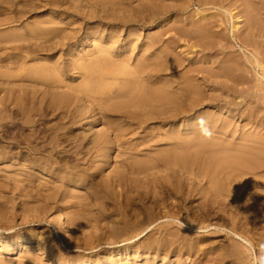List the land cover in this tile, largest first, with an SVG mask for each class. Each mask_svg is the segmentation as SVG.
<instances>
[{
    "label": "rangeland",
    "instance_id": "obj_1",
    "mask_svg": "<svg viewBox=\"0 0 264 264\" xmlns=\"http://www.w3.org/2000/svg\"><path fill=\"white\" fill-rule=\"evenodd\" d=\"M111 1L116 6H112ZM180 1L182 0H166L165 3L173 13L168 14L166 20L157 19L156 24L146 26L150 21L147 16L148 9L143 8L138 0H0V34H4L0 37V95L5 93L3 89L9 86L8 82L18 78L16 75L30 73L32 67L38 68L42 65L64 66H60L61 72L54 75L56 78L62 77L63 80L54 85H73L82 81L76 67L64 65V56L59 59L65 53L62 46L52 49L50 53L40 48L43 45L41 40L34 38L40 36L38 39L49 40L57 33L52 31L49 34L45 30H37L39 34L33 33L31 29L57 27L63 31H72V37L87 30L92 33V28L94 31L98 29L96 32L101 33L96 34L99 44L89 34L82 44L77 45L75 58L71 56L68 59L99 57L98 52L101 50L105 54L112 53L117 61L136 59L142 54H152L154 59L163 54L177 55L180 59L179 66L162 73L187 68H195L205 74L211 73L219 78L217 90L210 92L212 88L207 87L206 96L207 93H224L223 96L229 100L236 97L234 102L238 103V114L231 117L221 114L222 117L229 118L230 123L228 129L226 128L228 131L214 136L223 145L240 143L247 149L258 148V139L243 142L241 138L245 134L250 137H264V36L259 50V57L263 60L261 68L248 60L254 57L252 46L241 47L238 38L247 37L249 34L248 23L251 19L247 7L241 14L238 28L234 29L236 20L232 19L225 8L199 5L196 0H183L193 3L185 10H179L181 6L175 4ZM262 14L264 21V10ZM210 17L217 19L211 27L225 41V46L201 43L202 40H198L202 31L199 23ZM263 21L261 26L264 28ZM29 30L33 36L27 35ZM180 30L183 34H180ZM130 37L133 42H128ZM150 38L157 40V45L146 51L144 44ZM67 45L70 47L71 42ZM30 46L40 48V51L33 52ZM78 51L80 52L77 53ZM233 61H238L242 67L238 74L244 83L239 86H235L225 77L226 67ZM125 63L129 65V62ZM199 78L206 80L205 77ZM116 82L118 81L108 84L118 86ZM105 89L113 95L108 100H118L112 90ZM96 99L99 103L106 102V99H99L98 96ZM2 106L1 104L0 107ZM204 110L214 112L215 107ZM0 125V264H80L88 258L103 261L110 256L108 253L116 256L117 250L123 251L125 247L143 242L146 237L134 235L148 226L146 232L154 230L151 239L158 237L166 229L173 234L170 237L172 242L165 244L164 249H153L155 254L164 256V252L175 247L180 249L181 246L189 252V255L183 252L166 254L165 264H175L179 257H187L189 263L192 258V263L264 264V246L259 245L262 242L258 240V236L255 238L251 235L256 240L254 246L249 245L232 230L234 227L244 229L243 226L227 217L217 205L212 204L215 206L212 207L196 191L188 198L184 197L182 191L173 193L174 188L170 187L171 182L168 183L164 175L158 177L159 186L162 188L157 187L158 191L161 190L157 195L146 193L150 191V187L156 185L150 186L151 182L144 187H139L141 184H131L128 187L130 193L123 195L110 187L105 197L97 198L112 174L109 165L97 169L101 158H95L96 154H85L86 149L82 150L84 152L75 150L78 144L74 140L85 128L77 129L73 138L69 137L65 142H60L52 151V144L46 136L49 131L44 128V124H25L22 116L17 113L0 112ZM102 127L109 126L104 123L100 126ZM161 128L160 124L149 126V130L159 131ZM211 148L221 147L209 149ZM122 149L119 146L116 151H112L110 165L130 155H143L142 152L120 153L119 150ZM70 172H76V178L65 183L66 192L60 189V203H56L49 193H52L54 187L60 186L61 175ZM245 181L247 184L243 185L240 192V199L245 205L249 199H253L251 204L248 203L250 207L258 199L264 201V177L258 174L249 175ZM186 183L188 182L182 180L183 190L187 189ZM225 204V209L237 208L235 203L227 201ZM251 221L254 222V219ZM113 222H119L116 232L112 227ZM248 228L249 225L246 229ZM258 228L261 229L259 225ZM18 234L25 235L28 240L17 245L15 237ZM126 237L132 238L123 242ZM131 254V249L121 254L122 263H125L126 255ZM161 256L155 263L161 264ZM214 257L218 258L217 261L213 260ZM143 261L140 259L139 263Z\"/></svg>",
    "mask_w": 264,
    "mask_h": 264
},
{
    "label": "bare ground",
    "instance_id": "obj_2",
    "mask_svg": "<svg viewBox=\"0 0 264 264\" xmlns=\"http://www.w3.org/2000/svg\"><path fill=\"white\" fill-rule=\"evenodd\" d=\"M138 1L141 2L143 8L148 9L147 16L150 21L146 23V26L156 24L157 19L166 20L168 14L173 13L165 3L166 0ZM190 3L193 1L187 3V1L182 0L175 5L181 6L179 10H185L190 7ZM110 4L113 6L115 3L111 1ZM196 4L225 8L232 19L236 20V23L233 24L234 29L238 28L241 14L247 7L251 19L248 23L249 34L247 37L239 36L238 38L241 47L252 46L253 48L254 57L253 59L248 58L249 62L263 68V60L262 57H259L261 54L259 50L264 36V28L261 26L264 0H196ZM215 22L217 19L210 17L199 23L202 31L198 40H202L201 43L208 42V44L215 43L219 46H225L224 40L211 27ZM37 30H45L49 34L52 31L57 33L49 40L38 39L40 36L34 38L41 40L43 45L40 48L50 53L52 49L62 46L65 53L59 59L64 56L66 61L64 65L76 67L80 72L82 81L73 85H54L63 80L62 77L56 78L54 76L57 72H61V67H64L62 64H60L61 67L58 64L54 66L42 65L38 68L32 67L30 73L16 75L18 78L13 82H8L9 86H5L3 89L5 93L0 95V105H3L0 107V112L17 113L22 116L25 124L34 125L37 122L44 124V128L49 131L46 136L52 144V151L60 142H65L69 137L73 138V135L77 134L75 133L77 129L85 128L84 132L74 140L78 144L75 146V150L80 152L86 149L87 153L85 154H96L95 158H101L98 161L97 169L109 165L108 168L111 169L110 174H112L109 176L111 179L106 180L105 188L100 190L97 198L105 197L110 187L119 191L118 193L122 192L120 195H123L130 193L128 187L131 184L133 186L141 184L139 187H144V185L149 186L151 182L150 186L156 185L150 187V191L146 193L157 195L161 193L157 187L162 188L159 186L158 177L164 175L165 180L168 183L171 182L170 187L174 188L173 193L178 194L182 191L184 197L188 198L193 191H196L211 206L212 204L217 205L227 217L244 227L241 230L234 227L232 230L236 235L243 238L251 246H254V240L258 236V240L262 242L259 245L264 246V201L258 199L250 207L248 203L251 204L253 199H249L247 205L240 199L243 185L247 184L245 181L247 176L258 174V176L264 177V137L256 135L250 137V135L245 134L244 138H241L243 142L258 139L256 142L258 148L247 149L240 143L228 144V147L223 145L218 137L214 136V134L223 135L226 133L230 123L229 118H224L221 114H228L229 117L238 114V103L234 102L236 97L229 100L228 97L223 96L224 93L222 95L207 93L206 96L207 87L212 88L210 92L217 90L218 77L211 73L198 72L195 68L162 73L179 66L180 59L174 54H163L160 57H155L156 59L151 56L152 54H142L138 55L140 57L136 59L125 60L129 62V65L125 61H117L112 53L105 54L102 50L98 52L99 57L68 59L71 56L75 58L74 51L77 45L82 44L84 39L89 37V34L99 44L96 34L101 33L96 32L98 29L94 31L92 28V33L88 32L89 30L85 31V34L76 33L75 37H72V31H63L57 27L31 29L33 33H39ZM31 31H27V35L33 36ZM177 32L179 33L178 28ZM111 34L115 37L113 30H111ZM180 34H183L182 31ZM3 35L0 34V37ZM249 35L252 37L250 38ZM68 42H71L70 47L67 45ZM128 42H133V38L130 37ZM156 45L157 40L150 38L144 44V49L149 51L154 49ZM30 47L33 52L40 51V48ZM226 71V76H224L235 86L244 83L241 82L238 74L242 71L238 61L229 64ZM168 76L170 78H166ZM199 77H205L206 80L203 81ZM111 81L113 83L118 81L116 82L118 86L113 83L108 84ZM105 88L112 90L118 100H108L113 95H110V92ZM114 88L116 90H113ZM97 96L99 99H106V102H97ZM207 107H215V111H205L204 109ZM104 123H107L109 127L100 128ZM151 124H160L162 128L159 131L149 130ZM68 133L71 135L69 136ZM132 142L135 143L131 145ZM119 146L123 148L119 150L120 153L142 152L143 155L136 157L130 155V157L110 165L109 158L113 153L112 151H116ZM210 147L221 148L209 149ZM33 152L36 153L35 150ZM76 174V172H70L61 175L62 185L54 187L52 193H49L50 198L56 203H60V189L66 192L65 183L74 180ZM182 180L188 182L186 183V191L183 190L184 188L182 189ZM227 201L235 203L237 208L235 210L225 209L224 206H226ZM175 208L174 210H177ZM251 219H254V222ZM60 222L62 223L61 220ZM248 225L250 228L246 229ZM258 225L261 229L258 228ZM118 226L119 222L117 224L112 223L114 230ZM148 229L149 226L134 235V237L141 235L143 238L146 237L143 242L137 245L133 244L134 246H129L130 248L125 247L123 251L117 250L116 256L112 255L113 253H108L110 256L104 258L103 261L88 258L87 261L80 264L101 262L104 264H140V259L144 260L141 264H158L155 262L161 255L155 254L153 249H164L165 244L172 242L173 239L170 237L173 234L166 229L158 237L151 239L154 230L150 229L149 232H146ZM258 230L260 231L258 232ZM251 235L255 238H251ZM131 238L126 237L121 240L125 242ZM15 240H17L18 245L22 241H27L28 238L18 234ZM130 249L132 254L126 255L125 263H122L121 254L123 255ZM153 252L154 254H152ZM172 252H183L185 255H189V252L184 250L182 246L180 249L171 248L170 251L164 252V256H161V264L166 263V254ZM217 259V257L213 258L214 261ZM192 262V258L191 263H189L187 257H179L175 264H204ZM68 264L73 263L69 262Z\"/></svg>",
    "mask_w": 264,
    "mask_h": 264
}]
</instances>
